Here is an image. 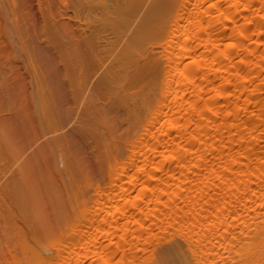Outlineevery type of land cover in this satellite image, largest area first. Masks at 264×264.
I'll use <instances>...</instances> for the list:
<instances>
[{
	"label": "bare ground",
	"instance_id": "6f19581e",
	"mask_svg": "<svg viewBox=\"0 0 264 264\" xmlns=\"http://www.w3.org/2000/svg\"><path fill=\"white\" fill-rule=\"evenodd\" d=\"M31 7L0 0L30 78L0 94V264H264V0Z\"/></svg>",
	"mask_w": 264,
	"mask_h": 264
},
{
	"label": "rangeland",
	"instance_id": "374dc122",
	"mask_svg": "<svg viewBox=\"0 0 264 264\" xmlns=\"http://www.w3.org/2000/svg\"><path fill=\"white\" fill-rule=\"evenodd\" d=\"M30 2H31V9L28 11L29 12V14H30V16L31 17H34L36 20H37V22L38 23H40V15H39V13H38V10H37V0H29ZM2 31V32H1ZM4 30L2 29V28H0V45H3V46H7L8 45V38L9 37H7V36H3L4 34H5V32H3ZM6 35V34H5ZM3 36V37H2ZM6 40V41H5ZM3 41H5V42H3ZM4 57V56H3ZM2 57V58H3ZM8 57V60L10 59V56H7ZM5 58V57H4ZM2 59L1 61L3 62L5 59ZM5 62V61H4ZM6 62H8V61H6ZM5 62V64H7ZM8 64L10 65V63L8 62ZM7 64V65H8ZM8 65V66H9ZM0 66L2 67V66H4V65H2V63L0 64ZM7 67V66H6ZM3 75H0V94L1 95H3V90L6 92H8V93H13V94H15L16 93V91H17V93L15 94V99L16 100H20V99H22V95L18 92L19 90H17L18 88H19V86H20V82H21V80L23 79V78H25L26 77V79H25V81H26V83H27V80L28 79H30L29 78V75H25V76H23V75H16V77H15V75H11V76H9V75H4L5 77H2ZM7 76H9V77H7ZM15 77V78H14ZM17 77H20V80H18V78ZM5 78V79H4ZM16 78H17V80H16ZM4 79V80H3ZM7 79H8V81H7ZM3 80V81H2ZM15 81H17V82H15ZM10 82H12L10 85H12V86H16L15 88H13L12 86L10 87L9 86V84L8 83H10ZM14 82H15V84H14ZM19 83V84H18ZM2 84L4 85V86H2ZM6 84V85H5ZM7 85L10 87V91H9V88L7 87ZM6 86V89L7 90H5L3 87H5ZM3 88V90H1ZM11 88H12V91H11ZM15 89V90H14ZM17 94H18V96H17ZM21 95V96H20ZM2 97V96H1ZM2 99V98H1ZM0 99V100H1ZM1 103H4L5 104V101H1ZM0 103V118L2 119L4 116V114L6 115V114H14V115H10V117H13V119H10V117H9V120H8V117H7V115L5 116V118L7 117V121H10V122H7L6 120L4 121V119L5 118H3V120H1L2 121V123H1V125H5L6 126V129L4 128V133H1V132H3V131H1V129H0V137H1V135H3L4 137H5V135H6V133L7 132H11L12 133V131H14V128H15V121H14V118H15V115H17L18 116V110H17V108H15L14 107V105H13V107L12 106H10L7 102H6V104H5V106H3V104H1ZM11 104V103H10ZM7 105H9L8 107H9V110H5L6 108H7ZM6 107V108H5ZM12 107V108H11ZM15 108V110H13ZM3 116V117H2ZM12 120H13V122L14 123H12ZM5 122V123H4ZM7 123V124H6ZM8 124L9 125H11L12 127L11 128H13L12 130H11V128H10V126L8 127ZM10 131H9V130ZM68 130V129H67ZM1 143V142H0ZM4 162H5V158H4V150H3V145L1 144L0 145V173H2V171H3V169H4ZM2 207H0V212H2Z\"/></svg>",
	"mask_w": 264,
	"mask_h": 264
}]
</instances>
